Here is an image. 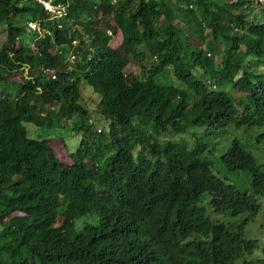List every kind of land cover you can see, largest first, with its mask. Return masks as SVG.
<instances>
[{"label": "trees", "instance_id": "obj_1", "mask_svg": "<svg viewBox=\"0 0 264 264\" xmlns=\"http://www.w3.org/2000/svg\"><path fill=\"white\" fill-rule=\"evenodd\" d=\"M57 3L61 22L0 0V264H247L244 226L264 213L249 149L264 151V0ZM65 128L73 148L50 135Z\"/></svg>", "mask_w": 264, "mask_h": 264}, {"label": "rangeland", "instance_id": "obj_2", "mask_svg": "<svg viewBox=\"0 0 264 264\" xmlns=\"http://www.w3.org/2000/svg\"><path fill=\"white\" fill-rule=\"evenodd\" d=\"M257 15H259L257 13ZM259 21H263L260 17H259ZM3 43H5L4 39L1 38L0 40V47L3 45ZM121 44H122V36L121 33H118L117 35H114V39L111 43V48L114 50H121ZM59 49H55V52H60L58 51ZM73 59L71 58V61ZM221 59H218V62L221 63ZM262 71H264V67L261 68ZM132 72V67H129L126 71L125 74L128 75ZM174 77H173V72H170L167 74L165 82L171 84L173 81ZM81 89H82V95L84 97L85 103L90 111L91 114V120H92V125L98 130V132L100 131H107L108 127H109V122L103 118L102 116H100L96 109L97 106L100 103V100L97 96H95L94 94H92L87 87L82 84L81 85ZM12 91L10 89H7L6 87L0 88V94H2L4 97L5 96H9L11 95ZM234 99H236V97L234 96ZM237 100V99H236ZM58 105L55 104V108H57ZM79 120V117L76 116L73 123H76ZM31 132L32 134L35 136V127H31ZM39 132V131H38ZM40 133V132H39ZM235 136L233 138H239L241 141H243V139L245 138L246 133H243V130H234ZM53 138L57 137V136H62L63 138H65L69 144L73 146L76 144V139L74 138V135L72 133H70V131L65 128L62 129L60 131H57L56 134L53 132L50 134ZM232 136V134H231ZM163 138L164 140H168L169 136L167 133L163 134ZM244 142V141H243ZM222 145H225L226 147L228 146V142H223ZM256 156L257 158L260 160V162L264 163V151H258L256 148H249ZM63 161L64 162H70L71 161V157L69 155V153H65L62 155ZM211 214H213V212H211ZM257 234L262 235L263 239H264V213H261L256 219H254L250 225L248 226V235L249 237H253V238H257Z\"/></svg>", "mask_w": 264, "mask_h": 264}, {"label": "clouds", "instance_id": "obj_3", "mask_svg": "<svg viewBox=\"0 0 264 264\" xmlns=\"http://www.w3.org/2000/svg\"><path fill=\"white\" fill-rule=\"evenodd\" d=\"M253 220H254V218L250 219L248 221L247 225L244 226L245 227V229H244L245 230V234H244L245 238L249 242H251L253 247L257 248L255 254L248 256V259L246 262L247 264H258L260 258H264V239H263L262 235L257 234V238L249 237V235H248V226L250 225V223ZM228 234L231 237V239H233V241H235V242H237L238 240L243 241V229L241 227L235 228V230L233 232L228 233ZM232 261L234 262V264H244L245 263L244 262V256L241 255V253L236 254L235 258Z\"/></svg>", "mask_w": 264, "mask_h": 264}, {"label": "built area", "instance_id": "obj_4", "mask_svg": "<svg viewBox=\"0 0 264 264\" xmlns=\"http://www.w3.org/2000/svg\"><path fill=\"white\" fill-rule=\"evenodd\" d=\"M34 1L44 6V8L47 11H49L50 14L52 15L53 20H57L61 22L65 20V18H67L69 15L68 6L65 4L57 3V0H34ZM61 27L62 25H60V28ZM29 28L35 32H42L41 24L36 23V22H30ZM74 44H76V42H74Z\"/></svg>", "mask_w": 264, "mask_h": 264}]
</instances>
